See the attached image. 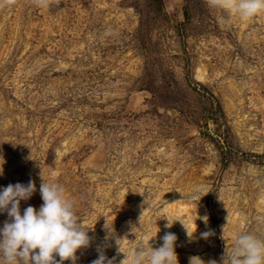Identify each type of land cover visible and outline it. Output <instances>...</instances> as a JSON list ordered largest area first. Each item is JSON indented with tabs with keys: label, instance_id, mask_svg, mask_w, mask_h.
Segmentation results:
<instances>
[{
	"label": "rangeland",
	"instance_id": "1",
	"mask_svg": "<svg viewBox=\"0 0 264 264\" xmlns=\"http://www.w3.org/2000/svg\"><path fill=\"white\" fill-rule=\"evenodd\" d=\"M42 178L89 230L75 264L102 242L120 264L165 232L179 264L219 262L241 232L264 239V11L242 21L207 0H0V187L33 180L20 207L38 209ZM105 218L123 253L104 241ZM180 221L196 223L193 240Z\"/></svg>",
	"mask_w": 264,
	"mask_h": 264
},
{
	"label": "clouds",
	"instance_id": "2",
	"mask_svg": "<svg viewBox=\"0 0 264 264\" xmlns=\"http://www.w3.org/2000/svg\"><path fill=\"white\" fill-rule=\"evenodd\" d=\"M207 3L210 7L235 13L242 21L264 11V0H207ZM36 191V184L31 179L26 184L17 182L0 187V213H6L8 217L0 226V264H64V261L75 264L77 252L89 247L92 238L76 214L74 198L66 193L62 185L48 183L42 178L39 185L42 204L38 209L28 205L21 211V201L29 200ZM198 218L207 224V216ZM181 223L187 239L193 240L196 223L193 230ZM172 224L168 221L165 227L169 228ZM103 230L106 231L104 241L114 240L117 251L123 253L120 249L124 238L116 235L113 224L109 227L106 218ZM213 234L204 231L200 233V238L207 240ZM160 240L158 247H153L150 241L147 247L141 243L131 258L123 253L120 264L129 259L130 264H179L177 235L165 232ZM107 246L104 242L97 245V257L90 264H114V259L105 254ZM188 264H264V239L251 232H241L233 238L232 245L226 247L219 262L191 256Z\"/></svg>",
	"mask_w": 264,
	"mask_h": 264
},
{
	"label": "bare ground",
	"instance_id": "3",
	"mask_svg": "<svg viewBox=\"0 0 264 264\" xmlns=\"http://www.w3.org/2000/svg\"><path fill=\"white\" fill-rule=\"evenodd\" d=\"M198 76L201 77V73H198ZM193 222V220H191Z\"/></svg>",
	"mask_w": 264,
	"mask_h": 264
}]
</instances>
